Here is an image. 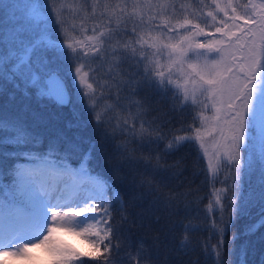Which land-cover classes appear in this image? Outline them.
Here are the masks:
<instances>
[{
	"label": "snow or ice",
	"instance_id": "snow-or-ice-1",
	"mask_svg": "<svg viewBox=\"0 0 264 264\" xmlns=\"http://www.w3.org/2000/svg\"><path fill=\"white\" fill-rule=\"evenodd\" d=\"M211 3L228 16L227 8L231 7L232 0L223 7L221 0H211ZM249 4L253 9L257 8L252 0ZM98 6L99 0H95L90 13L81 8L84 13L79 26L81 34L87 30L85 22L89 17H96ZM170 6L173 16H166L164 13ZM36 7H50L55 16V30L63 39L57 43L48 34L33 36L15 28L0 29V95L10 85L12 98L16 93L27 98L34 95L37 100L65 106L72 103L67 83V77L71 76L78 99L81 102L87 99L86 106L95 113L94 119L99 124L102 116L96 111L94 85L87 82L88 73L82 71V61L90 56L104 59L100 54L111 49V63L106 74L115 80L121 75L123 59H136V45H139L140 61L147 60L143 70L145 81L161 88L174 85L183 96L182 104L189 100L196 104L197 97H202L199 101L202 105L201 127L194 128V136H174L168 140L165 150L172 152L185 143L198 142L213 176L218 171L222 154L227 159L231 186L217 189L214 204H209L210 210L218 206L223 212L220 195L223 191L230 207L227 223L217 226L213 221L221 235L220 242L213 246L219 260L225 229L236 216L250 214L249 209L254 206L250 198L240 197L239 190L243 171L251 169L255 162L254 149L252 156L248 152L249 135L257 127L261 136L259 163L264 171V16L247 13L241 16L236 14V8H232V16L217 21V15L209 11L207 16L214 23L209 25L205 21L202 27L188 15L182 20L174 19L175 6L168 0H155V3L153 0H132L131 12L128 4L117 0L114 5H103L100 12L103 27L101 23H95L92 35L81 40L74 35L75 24L71 31L66 27L67 21L56 0ZM180 7L185 8V5ZM242 7L246 9L249 5ZM259 8L264 10V4ZM157 19L159 23H156ZM240 20L244 21L243 26L237 22ZM208 28H214V31ZM129 32L137 39H123ZM145 45L154 50L155 61L145 56ZM159 57H166V67L161 65ZM65 63L75 65L74 72L64 73L62 65ZM173 75L179 79L174 80ZM96 83L103 94L108 82L97 80ZM208 110L212 112L210 117L204 115ZM138 119L139 113H128L123 118V126L118 121L116 127L141 141L155 143L165 138L160 126L145 127L144 121L140 120L137 128ZM217 133L218 139L215 138ZM205 136L213 138L212 155L205 146ZM5 142L18 150L17 159L23 157L34 163L15 166L9 185L0 182V257L26 258L33 249L43 248L58 258L55 264H89L100 260L113 248L119 251V243H112L116 229L111 222L112 204L120 200L119 192L99 175L92 174L89 168L91 148L85 151L79 138L62 136L50 140L45 153L34 152L33 149L42 143L39 134L21 116L0 112V145ZM77 153L79 165L73 167L71 161ZM127 158H133L131 153ZM160 159V156L155 157L156 171H159ZM140 183L151 187L150 180ZM109 191L113 192L111 198ZM228 191H231V197L227 196ZM260 201L259 218L247 226V234L264 228V192ZM57 228L74 233L91 250L80 252L70 246L61 247L53 240ZM104 259L107 264V258ZM135 260L140 264L139 257Z\"/></svg>",
	"mask_w": 264,
	"mask_h": 264
},
{
	"label": "trees",
	"instance_id": "trees-1",
	"mask_svg": "<svg viewBox=\"0 0 264 264\" xmlns=\"http://www.w3.org/2000/svg\"><path fill=\"white\" fill-rule=\"evenodd\" d=\"M94 2L56 0L69 31L73 24L76 25L74 35L77 39L83 40L85 36L92 35L91 29L95 23H101L103 27L100 18L103 5H114L117 0H99L96 17H89L85 22L87 30L81 34L79 26L84 15L81 8H86L90 13ZM123 2L128 4L131 12L132 0ZM48 3L49 0H0V4H3L0 6V29L9 31L15 28L33 36L48 34L59 43L63 37L55 30V16L50 7H36ZM126 38L133 41L137 39L130 32L123 36V39ZM137 51H141L140 47ZM110 52L111 49H108V52L100 54L104 59L86 58L82 61L83 69L87 67L89 72L90 69L95 72L99 67L108 68L111 63ZM143 52H150L147 45ZM62 67L64 73H69L73 72L75 65L65 63ZM120 69L121 75L115 80H112L111 75L104 74L103 81H107L108 86L126 88H104L103 94L98 88L96 110L104 111L99 124L94 119L95 113L86 106L87 99L81 102L77 98L71 76L67 77V83L73 99L68 107L37 100L34 95L27 98L16 93L15 98H12L10 85L0 95V112L21 116L41 137L42 143L33 149L34 152L45 153L48 142L62 136L79 138L83 150L91 148L89 168L92 173L118 190L120 200L112 204L111 222L116 229L112 243H119V251L113 248L110 253H104L100 260L90 261L89 264H105L104 257L107 258V264H136L137 257L140 264H264V228L254 234L246 233L247 226L259 218L261 202L253 210L249 209L250 214L236 216L225 229L219 260L213 250V246L221 240L213 221L217 226H223L229 220V202L224 199L223 191L220 195L224 211L218 206L209 209V204L215 202L216 190L231 186L227 160L221 159L218 171L213 176L198 142L193 140L185 143L172 152L165 150L168 140L174 136L195 135L194 128L200 127L199 105L193 104L191 100L182 104L183 96L174 85L161 88L145 81L142 68L133 63L131 58H124ZM106 94L109 97L101 99ZM128 113L140 114V119L136 121L137 128L140 120L144 121L145 127L160 126L165 138L150 143L117 128L118 121L123 126V118ZM205 146L210 148L206 141ZM17 151L7 142L0 145V182L4 185L12 182V169L27 161L23 157L17 159ZM129 153L132 159L127 158ZM257 153L254 151V159H259ZM212 154L209 149V155ZM248 155L252 156L253 151H249ZM78 156L79 153L73 156V167L79 165ZM156 156L161 157L159 171L154 168ZM254 172L256 169H253ZM252 173L251 169L243 171L239 190L241 198L248 195ZM226 177L228 179L225 182ZM141 180H150L151 187L148 184L141 185ZM108 196L111 198L113 192L109 191ZM227 196L231 197V191L227 192ZM90 250L81 248L80 252ZM22 264L37 263L26 257Z\"/></svg>",
	"mask_w": 264,
	"mask_h": 264
},
{
	"label": "rangeland",
	"instance_id": "rangeland-1",
	"mask_svg": "<svg viewBox=\"0 0 264 264\" xmlns=\"http://www.w3.org/2000/svg\"><path fill=\"white\" fill-rule=\"evenodd\" d=\"M155 3V0H153ZM170 5L175 6V15L174 19H183L184 15H188L190 19H195V22H198L201 24V26H205L204 22L207 21L209 25L213 24L214 22L212 21L211 17L207 16V13L209 11H213L215 15H217V21L220 19H228V16H232V8H236V14L244 16L245 13L249 15H259V16H264V10L259 8V5L264 4V0H252V3L257 5L256 9H253L251 5L249 4V0H232L231 7L227 8V13L228 16H225L223 12H219L218 10L215 9V5L211 3V1H206V0H168ZM228 3V0H221V6L223 7L225 4ZM180 5H185V8H181ZM205 5H209V7H205ZM242 5H249L248 8H243ZM166 16H173V8L170 6L166 9V12L164 13ZM240 23L242 26L244 24L243 20L237 21ZM156 23H159V19H157ZM209 31H214V28H208ZM164 31H167V29H164ZM218 35V34H217ZM125 40H128L126 38ZM130 40V39H129ZM136 47H140L139 45H136ZM149 49V53L144 52L146 57L151 58L153 61L157 59L156 56L153 55L154 50ZM161 65H164L165 67L167 66V59L166 57H159ZM133 63L138 64L142 68V75H143V70H144V65L147 63V60L145 61H140V52L137 51V56L136 59L133 60ZM105 68V67H104ZM108 68L102 69L98 68L95 72H89L88 68L85 67L82 69L83 72L88 73V83H93L94 85V98H97V93H98V86L96 81L99 80L103 82V75L106 74L105 72L107 71ZM74 72V69H73ZM173 79L179 77L177 75H173ZM125 86H107L105 88L112 90L114 88H123ZM126 88V87H125ZM75 90V89H74ZM76 94V92H75ZM77 96V95H76ZM109 96L102 95L101 99L103 98H108ZM78 98V97H77ZM202 99V97H197V104L199 105V113L202 110V105L199 103V101ZM97 112H102L100 109L96 110ZM104 112V111H103ZM101 113V115L103 114ZM205 116H211L212 112L211 110L205 111L204 112ZM200 127H201V120H200ZM219 134H215V138L218 139ZM249 140L251 141L250 147L255 148L254 151L257 153L258 157L260 155V148H261V136H260V131L259 128H254L252 132L249 135ZM205 141L208 144V147L210 146V150L214 152L213 149V138L212 137H207L205 136ZM249 151H253L250 149ZM222 160L226 161V157H223L222 154ZM253 167L251 168V173L253 172V169H256V172L252 173L253 178H252V183L251 186L248 189V195H245V198H250L253 205L250 210H253V208L257 207L259 205L260 201V196L261 193L264 192V183H262V179H264V171H262L261 165L259 163V159L255 157L254 159ZM34 163V161H29V163L21 164V165H26ZM213 164H215V161H213ZM258 167V168H257ZM252 191V192H251ZM250 192V193H249ZM0 240H2V236H0ZM53 240L55 243L59 244L61 247H68L70 246L72 249H76L80 251L81 248H88V244L83 242V240L79 237H77L74 233L66 230V229H60L57 228V230L53 233ZM33 261H35L37 264H43L51 261H56L58 259L57 257L52 256L50 253H48L45 249H33L32 252L27 256ZM25 258L23 257H17V258H12V257H7L3 258L0 257V261H3V264H22L23 260ZM49 260V261H48ZM47 261V262H46Z\"/></svg>",
	"mask_w": 264,
	"mask_h": 264
},
{
	"label": "water",
	"instance_id": "water-1",
	"mask_svg": "<svg viewBox=\"0 0 264 264\" xmlns=\"http://www.w3.org/2000/svg\"><path fill=\"white\" fill-rule=\"evenodd\" d=\"M68 89H69V87H68ZM69 92H70V89H69ZM71 93V92H70ZM71 104V103H70ZM70 104H68V105H65V106H69Z\"/></svg>",
	"mask_w": 264,
	"mask_h": 264
}]
</instances>
